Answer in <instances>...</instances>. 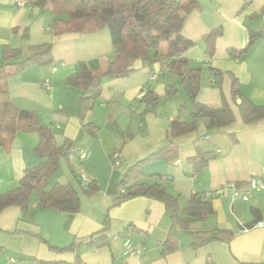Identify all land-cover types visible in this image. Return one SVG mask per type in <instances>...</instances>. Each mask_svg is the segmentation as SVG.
Returning a JSON list of instances; mask_svg holds the SVG:
<instances>
[{"label":"crops","instance_id":"crops-1","mask_svg":"<svg viewBox=\"0 0 264 264\" xmlns=\"http://www.w3.org/2000/svg\"><path fill=\"white\" fill-rule=\"evenodd\" d=\"M11 1L0 0V62L5 47L25 51L40 44L51 45L53 62L29 66L2 82L8 104L0 101V113L31 111L51 131L58 149H74L68 158H60L48 188L57 183L72 185L80 207L74 214L62 213L38 207L33 198L25 218L18 207L4 209L0 264H76L78 258L80 264H264V226H255L264 222V192L244 201L225 190L229 182L245 185L264 167V119L244 123L238 107L243 99L264 105V0H196L199 9L186 16L181 33L192 45L183 57L189 68L199 71L196 102L218 109L224 101L234 121L218 129L201 118L193 132L178 138L170 136L172 124L191 121V102L177 76L163 70L156 56L135 61L124 78L106 80L93 110L81 117V91L67 85L66 79L80 70V63L91 72L105 71L115 60L109 30L55 35L52 20L68 17L54 12L53 4L40 9L18 7ZM214 31L220 33L208 55L205 36ZM259 32L261 37L248 44L246 35ZM166 47L159 46L160 53ZM158 71L161 75L150 82L149 77ZM234 80L239 87L235 98ZM172 86L176 92L167 96ZM150 93L158 97L153 108L143 100ZM38 144L37 133L19 131L7 148L0 146V194L17 188L24 171L42 161L35 152ZM168 144L176 146L177 160L145 163L139 182L152 185L153 177L160 176L162 187L179 197L180 212L195 193L210 202L211 212L202 220H191L186 231L173 229L164 204L157 200L135 197L113 206L127 169ZM79 151L85 152L84 161L79 160ZM114 153L121 155L119 165L113 164ZM206 153L214 156L193 173L191 159ZM80 167L95 186L90 194L78 185ZM218 191L222 194L217 195ZM214 230L224 232L220 240L196 241L195 237ZM99 233L107 237L108 246L87 250L84 244ZM168 234L176 238L177 249L165 254ZM125 239L140 249L138 255H124Z\"/></svg>","mask_w":264,"mask_h":264},{"label":"trees","instance_id":"trees-1","mask_svg":"<svg viewBox=\"0 0 264 264\" xmlns=\"http://www.w3.org/2000/svg\"><path fill=\"white\" fill-rule=\"evenodd\" d=\"M53 4L54 12L68 17L66 21L54 18L50 25L55 35L67 32L94 33L104 27L109 30L116 58L109 63L105 71H89L80 63V70L66 79V84L81 91L79 100L80 116L84 117L93 110L100 99L102 87L106 80H117L126 77L133 70L134 62L147 60L156 56L160 66L166 65L171 74L177 76L180 85L191 102V121L172 124L171 138L193 132L201 118H207L212 128H224L234 121L230 107L223 101L218 109H210L196 102L199 90V71L189 68L183 57L185 50L192 45L182 36V25L188 14L198 10L196 0L175 2L172 0H27L28 6L44 8ZM219 31L205 36L206 52L212 55L215 39ZM25 37V35H24ZM261 37L260 32L248 36V44ZM166 43V52L160 53L159 46ZM22 57V60L15 61ZM53 62L50 44L28 46L25 51L5 47L3 60L0 62V101L6 106V91L2 82L23 73L29 66H45ZM175 87L167 90L166 95L175 94ZM232 95L239 96L237 81L232 84ZM147 106L155 107L158 97L151 93L143 99ZM239 113L244 123H253L264 119V105L257 106L243 99L239 104ZM89 127V124L85 125ZM35 132L39 136V144L35 152L42 160L36 167L26 169L18 182V187L0 194V213L9 207H18L23 217H27L34 198L38 207L56 210L62 213L74 214L80 207L79 195L70 185L59 183L48 188L50 179L59 168L61 157L68 158L74 154V149L67 146L64 150L56 147L51 131L41 126L35 114L31 111L17 110L9 115L0 113V146L7 148L17 132ZM214 155L211 153L197 155L191 159L193 173L202 169ZM178 152L174 144H168L146 159L134 164L123 174L116 189L113 206L135 197H146L164 204L165 214L172 222L173 229L186 231L191 220H202L211 212V204L195 193L189 197L182 212L179 210V197L167 192L160 182L161 177H153L152 185L140 183L143 165L149 161L161 159L174 163ZM72 174L74 171L72 170ZM75 178H77L75 176ZM80 189L87 194L95 190L91 181L83 186L79 180ZM106 223V221H105ZM107 224V223H106ZM128 229H126L127 231ZM223 231L214 230L208 234L195 237L200 244L220 240ZM109 241L102 233L91 237L85 247L95 250L108 246ZM196 244V243H195ZM72 246L63 250H70ZM177 249V240L168 234L163 243V252L172 253ZM41 264H65L63 262H44ZM76 264H80L79 258Z\"/></svg>","mask_w":264,"mask_h":264},{"label":"built area","instance_id":"built-area-1","mask_svg":"<svg viewBox=\"0 0 264 264\" xmlns=\"http://www.w3.org/2000/svg\"><path fill=\"white\" fill-rule=\"evenodd\" d=\"M11 3L18 7H26L28 6L27 0H12ZM248 39V36L246 35V40ZM163 70L168 71L166 65L163 66ZM161 75V71H158L156 73H153L149 77V81H154L157 77ZM48 87L49 84L46 81L45 83ZM78 158L80 161H84L86 158V154L83 151H79ZM113 158V164L119 165L121 163V155L120 153H114L112 155ZM78 177L82 183L83 186H87L91 179L88 177V175L85 173V170L80 167L77 171ZM225 190L233 197L241 198L244 201H247L249 197L256 193V192H264V167L262 168L261 174L249 178L244 184H239L236 182H229L227 183ZM224 193V192H223ZM216 194H222V192H216ZM255 226H264V222H260L255 224ZM246 229H241L240 232H245ZM124 247V255H138L140 253V249L135 248L129 239H125L123 243ZM9 263L13 262V259L8 260Z\"/></svg>","mask_w":264,"mask_h":264},{"label":"rangeland","instance_id":"rangeland-1","mask_svg":"<svg viewBox=\"0 0 264 264\" xmlns=\"http://www.w3.org/2000/svg\"><path fill=\"white\" fill-rule=\"evenodd\" d=\"M163 47H166V43H165V42H162V43L160 44V48L164 49Z\"/></svg>","mask_w":264,"mask_h":264},{"label":"water","instance_id":"water-1","mask_svg":"<svg viewBox=\"0 0 264 264\" xmlns=\"http://www.w3.org/2000/svg\"><path fill=\"white\" fill-rule=\"evenodd\" d=\"M263 20H264V14H263Z\"/></svg>","mask_w":264,"mask_h":264}]
</instances>
